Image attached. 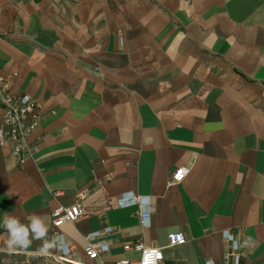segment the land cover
Masks as SVG:
<instances>
[{
    "label": "crops",
    "instance_id": "obj_1",
    "mask_svg": "<svg viewBox=\"0 0 264 264\" xmlns=\"http://www.w3.org/2000/svg\"><path fill=\"white\" fill-rule=\"evenodd\" d=\"M0 76L39 116L31 158L0 146L5 244L6 216L35 215L47 232L24 249L56 252L51 210L87 192L58 231L75 262L108 229L93 264L136 260L122 250L136 240L162 264H220L225 231L248 240L240 264H264V0H0ZM130 192L149 200L147 227L117 204Z\"/></svg>",
    "mask_w": 264,
    "mask_h": 264
},
{
    "label": "built area",
    "instance_id": "obj_2",
    "mask_svg": "<svg viewBox=\"0 0 264 264\" xmlns=\"http://www.w3.org/2000/svg\"><path fill=\"white\" fill-rule=\"evenodd\" d=\"M10 84L0 76V108L3 112L0 127V146L8 144L11 155L19 162L23 163L31 158L33 147L30 136L38 124V105L35 100L27 95H15L11 92ZM189 174L188 167L176 169L170 178V185L179 184ZM87 196V192H80L75 195L71 205H58L50 212V229L58 237L56 252L29 251L21 248H7L3 240H0V264H84L75 262L70 257L69 248L58 233L59 229L67 223H74L82 216L81 203ZM119 207L138 208L140 224L147 227L150 217V203L147 198L127 193L117 200ZM109 230L92 232L85 236L86 245L82 251L85 258L95 263L99 260L100 254L108 251V246L104 243L93 244L100 236ZM223 239L228 245V251L223 256V263L220 264H240L241 252L248 240L238 242L227 231L223 232ZM185 243V238L180 232L167 235L168 246H181ZM160 247H147L142 241L125 243L122 245L124 252H132L138 255L134 261L122 259L108 264H162L163 253ZM205 264H215L211 261Z\"/></svg>",
    "mask_w": 264,
    "mask_h": 264
},
{
    "label": "clouds",
    "instance_id": "obj_3",
    "mask_svg": "<svg viewBox=\"0 0 264 264\" xmlns=\"http://www.w3.org/2000/svg\"><path fill=\"white\" fill-rule=\"evenodd\" d=\"M30 223L22 224L17 217L6 216L3 227L7 230L8 239L6 244L9 248H27L31 243V239H43L47 232V226L41 224V218L33 215L28 217ZM52 245L45 243V248Z\"/></svg>",
    "mask_w": 264,
    "mask_h": 264
}]
</instances>
